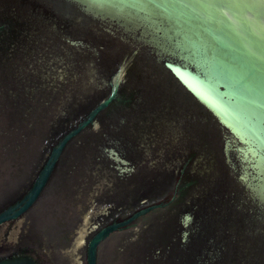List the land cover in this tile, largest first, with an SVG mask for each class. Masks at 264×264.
<instances>
[{"label": "water", "instance_id": "95a60500", "mask_svg": "<svg viewBox=\"0 0 264 264\" xmlns=\"http://www.w3.org/2000/svg\"><path fill=\"white\" fill-rule=\"evenodd\" d=\"M0 264H264V0H0Z\"/></svg>", "mask_w": 264, "mask_h": 264}]
</instances>
